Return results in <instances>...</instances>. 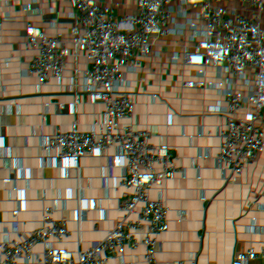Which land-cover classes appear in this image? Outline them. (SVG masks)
<instances>
[{"label":"built area","instance_id":"2783aa9c","mask_svg":"<svg viewBox=\"0 0 264 264\" xmlns=\"http://www.w3.org/2000/svg\"><path fill=\"white\" fill-rule=\"evenodd\" d=\"M229 2L228 7L222 3L154 19L165 30L176 32L182 44L176 82L134 81L123 100L129 114L112 125H99L97 145L83 152L71 136L59 134L50 119L40 116L26 95L29 84L41 81L45 70L27 61L10 66L0 83V114L8 111L28 122L35 153L29 171L21 161L8 164L0 159V214L12 208L21 214L28 188L40 184L47 197L35 203L42 202L43 221L51 233L66 236L63 250L52 253L49 260L33 252L29 260L15 264H110L107 258H94V229L79 216L93 188L111 184L114 170L131 162V135L136 128L160 136L164 151L163 169L145 183L146 191L160 198L178 195L210 217L203 224L193 214L175 213L187 230L188 250L180 264H226L220 253L222 240L236 234L244 236L241 264H264V153L256 159L252 154V128L259 117L263 118L259 137L264 141V0H253L251 7L239 0ZM54 8L60 13L55 14ZM84 13L90 11L82 0H0V49L26 44L33 52L61 53V40L50 31L56 23L73 22ZM84 36L95 37V29ZM108 100L103 94L99 105H107ZM195 119L199 139L183 134L185 128L192 129ZM153 124L160 129H150ZM225 152L238 159L236 177L243 182L242 192L256 197L251 216L232 201L236 186L226 172ZM143 215L161 217L165 211L146 210ZM205 233L211 236L207 247L199 244Z\"/></svg>","mask_w":264,"mask_h":264},{"label":"crops","instance_id":"0c3cea01","mask_svg":"<svg viewBox=\"0 0 264 264\" xmlns=\"http://www.w3.org/2000/svg\"><path fill=\"white\" fill-rule=\"evenodd\" d=\"M82 1L89 14L84 13L73 22L56 23V28L50 31L60 38L63 52L44 49L33 52L26 44L0 49V83L5 81L10 66L23 61L45 70L41 81L29 84L26 95L37 113L50 119L59 134L73 138L80 152L97 145L99 125H112L121 115L129 114L123 100L134 81L153 85L175 83L176 65L182 53L178 34L154 22L166 12L135 11L101 0ZM53 12L58 14L60 10L54 8ZM137 17L140 19L136 20ZM89 29H95V37L84 36ZM28 30L35 32L31 26ZM103 94L109 100L107 105L100 106ZM67 97H84L87 101L66 104ZM262 123L263 118H256L252 128L255 159L264 153V141L259 137ZM150 129L158 130L160 125L153 124ZM187 129L184 135L196 137L187 134ZM131 139V162L114 170L111 184L93 188L79 216L94 229L95 244L91 252L94 258H107L110 264H180L188 250L187 230L183 219L175 213L193 214L203 224L210 217L178 195L160 198L149 194L145 183L153 181L163 169L161 137L136 128ZM34 153L28 122L18 120L11 112H2L0 159L8 164L21 161L29 171ZM86 155L82 153V158ZM224 157L228 161L227 175L236 186L232 201L251 216L256 197L241 190L243 182L236 177L237 157L226 152ZM46 197L43 185H31L21 214L13 208L0 214V264L29 260L33 252L41 260H49L52 253L63 250L66 236L49 231L43 221L42 202L35 203V199L42 201ZM207 208L212 210L213 206ZM159 209L165 211L164 216L143 215V211ZM243 239L242 234H236L222 240L220 253L226 264H241ZM210 241L211 236L205 233L199 244L207 247ZM231 244L235 247L231 248Z\"/></svg>","mask_w":264,"mask_h":264},{"label":"water","instance_id":"95a60500","mask_svg":"<svg viewBox=\"0 0 264 264\" xmlns=\"http://www.w3.org/2000/svg\"><path fill=\"white\" fill-rule=\"evenodd\" d=\"M110 4L131 7L135 11L151 10H182L206 8L232 0H101Z\"/></svg>","mask_w":264,"mask_h":264},{"label":"rangeland","instance_id":"374dc122","mask_svg":"<svg viewBox=\"0 0 264 264\" xmlns=\"http://www.w3.org/2000/svg\"><path fill=\"white\" fill-rule=\"evenodd\" d=\"M249 3V7H251L252 5H254V3H253V0H239V3ZM225 7H228L229 5H230V2H226L225 4H223ZM258 5V8L260 9L261 7H260V5L259 4H257ZM188 11H190V10H188ZM197 12H199V11H203V10H196ZM248 11H250V9L248 10ZM186 13H189V12H187V11H185ZM166 13H182L181 11H171V12H166ZM258 21H260V19H258ZM197 123V119H195L194 120V124H193V126H192V129L190 130V132H189V129H187L186 131V133L187 134H189V135H194V136H196V137H199L200 135H201V131H200V127L198 126V124H196Z\"/></svg>","mask_w":264,"mask_h":264},{"label":"trees","instance_id":"16d2710c","mask_svg":"<svg viewBox=\"0 0 264 264\" xmlns=\"http://www.w3.org/2000/svg\"><path fill=\"white\" fill-rule=\"evenodd\" d=\"M208 7H206V8H199V9H182V10H161V11H163V12H171V11H181L182 13H185V11H187V12H197L196 10H205V9H207ZM188 10H190V11H188ZM167 14H177V13H167Z\"/></svg>","mask_w":264,"mask_h":264},{"label":"bare ground","instance_id":"6f19581e","mask_svg":"<svg viewBox=\"0 0 264 264\" xmlns=\"http://www.w3.org/2000/svg\"><path fill=\"white\" fill-rule=\"evenodd\" d=\"M108 74V73H107Z\"/></svg>","mask_w":264,"mask_h":264}]
</instances>
